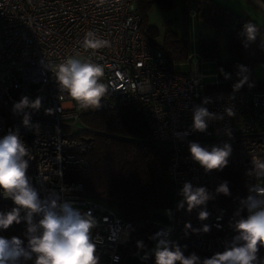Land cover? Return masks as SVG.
Here are the masks:
<instances>
[{"label":"built area","instance_id":"1","mask_svg":"<svg viewBox=\"0 0 264 264\" xmlns=\"http://www.w3.org/2000/svg\"><path fill=\"white\" fill-rule=\"evenodd\" d=\"M137 0H0V138L10 128H19L29 149L28 176L43 198L55 192L61 200H71L81 211H90L97 220L93 236L99 237L100 264H121L129 242L132 223L120 217L104 203L107 201L86 193L83 183L75 178L89 167V142L83 136L89 133L82 123L84 116L119 108L138 106L146 124L152 145H167V175L173 190V213L168 223L153 219L150 236L171 228L169 239L176 237L191 247L213 253L222 250L232 236L227 212L217 195L206 205L210 213L201 221L198 213L177 211L182 197L179 192L186 181L194 186H205L215 193L214 171L205 174L190 158L188 142L203 146L232 144L233 153L227 167H252L255 159L264 160V89L238 92H215L213 84L206 83L197 73L176 72L180 64L195 66L202 60L196 44L183 63L169 61L165 51L148 40L141 30V16ZM88 31L107 40L110 46L91 50L82 46ZM79 56L103 65L102 83L107 92L99 109H81L65 92L60 93L55 80V66L66 58ZM48 64L50 70L43 67ZM216 76V75H215ZM216 79V77H215ZM143 89V90H141ZM22 96L30 100L42 98L38 112L26 109L33 123L40 129L28 130L22 126V114L12 112L14 102ZM209 97L212 103L204 105L209 111L223 113L232 107L235 115H225L223 121H212L206 133L193 132L181 141L176 133L188 130L192 124V109ZM45 109H51L47 115ZM230 127L233 137L224 134ZM264 183L253 176V185ZM104 202V203H103ZM14 207L10 199L0 196V211ZM24 213H22L23 215ZM39 219V217H36ZM191 223L200 229L208 225L207 233L189 232L184 226ZM17 226L0 230V236L11 238ZM118 257L119 259H115ZM27 261L24 264H34Z\"/></svg>","mask_w":264,"mask_h":264},{"label":"clouds","instance_id":"2","mask_svg":"<svg viewBox=\"0 0 264 264\" xmlns=\"http://www.w3.org/2000/svg\"><path fill=\"white\" fill-rule=\"evenodd\" d=\"M258 32L257 25L250 21L243 25L238 37L241 38L245 49L256 41ZM82 46L85 49L98 50L110 44L95 32L88 31ZM260 48L264 51V43L260 44ZM42 64L45 69L50 70L47 63L42 61ZM236 67L239 79L232 86L233 92L240 91L245 85L254 87V84L250 83L249 69L241 64ZM220 72L224 79L231 78V74L224 72L223 68ZM103 76V65L79 56L68 57L63 63L55 66V80L60 93L66 92L81 109L96 110L102 106L101 101L107 92L106 85L101 82ZM212 102L211 98L205 97L202 104L193 107L192 124L185 132L176 133L178 139L183 141L193 132L206 133L210 122L223 121L225 115H235L232 107H225L223 113L209 111L204 105ZM41 107V97L30 100L28 96H22L18 102L13 103L12 112L16 115L22 114V126L25 129L38 131L40 124L33 123L31 114L25 110L38 112ZM45 113L51 115L52 110L45 109ZM224 134L229 139L233 137L230 127L224 128ZM188 151L191 160L207 174L223 171L228 166L233 147L229 142L203 146L199 142L189 141ZM28 156L29 149L20 135L19 128H10L7 134L0 138V196L10 199L14 207L7 212L0 211V230H7L13 224L24 222L27 243L16 236H0V264H22L32 261L33 258L34 264H100L97 249L101 240L98 236H93V229L97 227L95 216L90 211H81L74 201L61 200L58 193L48 192L42 198L32 178L27 174ZM246 175L264 181V160H253ZM219 194L231 195L227 181L221 182L215 193L205 186H194L186 181L179 192L182 199L177 203V211L184 210L186 206L187 212L191 213L194 209L204 206L198 213V219L204 221L210 215L206 210L207 203ZM245 211L246 217L242 215ZM167 214L170 218L173 215L171 210H168ZM231 227L236 235L225 242L223 252H217L210 258L201 260L195 253L185 256L182 247L169 239L171 228H168L149 237L155 241V246L151 254L145 252L141 259L147 260L150 255H154L155 264H264V258L258 256L259 250L264 248V183L248 187V195L240 199L239 207L233 213ZM209 231L210 227L206 224L200 229L193 228L191 223L184 226L186 236L189 232L198 234ZM136 247L138 251H144L146 245L142 240H138ZM183 247L186 248L187 245Z\"/></svg>","mask_w":264,"mask_h":264},{"label":"trees","instance_id":"3","mask_svg":"<svg viewBox=\"0 0 264 264\" xmlns=\"http://www.w3.org/2000/svg\"><path fill=\"white\" fill-rule=\"evenodd\" d=\"M183 5V13L194 12V17L212 27L216 34L212 37L200 36L197 40V50L202 60L215 64L216 84L212 86L215 92L233 91V85L238 81L236 65H245L249 69L250 83L240 90L264 89V84L254 79V69L264 67V51L260 44L264 43V28H260L250 19L234 14L219 6L213 0H179ZM264 3V0H260ZM175 0H137V10L141 16V30L147 21V14L155 5L162 10H170ZM257 25L259 32L256 41L248 49L242 45L238 33L247 22ZM146 36L151 43L162 47L169 61L183 63L188 55L186 37L172 39L169 33L161 38L158 30L147 27ZM148 35L154 37L151 40ZM219 37L223 39L224 59L219 54ZM231 74L230 79H224L220 69ZM81 123L89 129L83 134L89 141L87 159L89 167L78 173L75 178L81 181L87 194L102 198L115 204L116 211L126 221L132 223L129 242L124 250V258L133 251L148 253L149 247L155 242L149 239L154 213L164 214L171 207L173 190L167 175L168 151L167 145L156 146L150 143V135L138 106H129L111 111L98 112L84 116ZM249 167H225L223 171H214L215 188L227 181L231 195H217L218 202L227 212V219L232 236L236 235L231 227L233 213L239 207L241 198L248 195V187L253 185V176L246 175ZM246 217L247 212L242 213ZM12 236L21 238L27 243L22 226H17ZM142 240L146 245L144 251H138L136 242ZM171 241L178 243L185 256L195 253L203 260L217 252H223L225 247L217 252L207 253L191 247L183 240L173 237ZM187 245L186 248L183 246ZM258 256L264 258V248ZM25 262H22L24 264ZM121 264H124L122 262ZM147 264H155V257Z\"/></svg>","mask_w":264,"mask_h":264},{"label":"rangeland","instance_id":"4","mask_svg":"<svg viewBox=\"0 0 264 264\" xmlns=\"http://www.w3.org/2000/svg\"><path fill=\"white\" fill-rule=\"evenodd\" d=\"M219 6L228 9L234 14L246 17L256 23L260 28H264V13L260 12L247 0H213ZM183 13V5L179 0H175L174 6L170 10H162L153 5L147 14V21L144 27L145 34L147 27L151 26L158 30L159 38L156 39L158 45L162 46L161 38L169 33L172 39L186 37L188 43V54L193 52V43L197 44L200 36L212 37L216 34L215 30L199 21L190 14ZM151 40L154 37L148 35ZM197 51V47L194 49ZM219 54L220 58L224 59L225 52L223 48V39L219 37ZM176 72L181 74L197 73L206 83L213 84L215 82V64L211 61L201 60L199 64L190 66L188 64H180L175 68ZM254 79L256 82L264 84V67L257 66L254 69ZM104 203V202H103ZM113 211H116L115 204L107 201L104 203ZM155 242L149 247L148 253L154 248ZM150 258L154 255H150Z\"/></svg>","mask_w":264,"mask_h":264},{"label":"water","instance_id":"5","mask_svg":"<svg viewBox=\"0 0 264 264\" xmlns=\"http://www.w3.org/2000/svg\"><path fill=\"white\" fill-rule=\"evenodd\" d=\"M247 1L251 3L255 8H257L260 12L264 13V3H262L260 0H247ZM190 14L193 16L194 12L191 11ZM87 141L89 142L90 140ZM152 218L163 224L168 223L167 216L162 214L154 213L152 215ZM149 237H150V233H149ZM141 256H143V254L133 251L132 253H130L125 257L124 264H147L149 258L147 260H142Z\"/></svg>","mask_w":264,"mask_h":264}]
</instances>
